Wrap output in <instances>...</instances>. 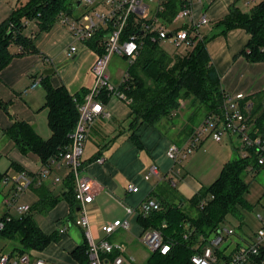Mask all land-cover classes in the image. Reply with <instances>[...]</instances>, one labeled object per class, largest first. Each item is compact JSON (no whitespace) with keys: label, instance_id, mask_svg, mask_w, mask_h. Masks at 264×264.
Here are the masks:
<instances>
[{"label":"crops","instance_id":"1","mask_svg":"<svg viewBox=\"0 0 264 264\" xmlns=\"http://www.w3.org/2000/svg\"><path fill=\"white\" fill-rule=\"evenodd\" d=\"M28 1L0 0V26L8 21L13 13L24 7ZM252 1L257 5L262 0ZM247 3L245 0H193V17L199 18L206 15L210 19L209 25L204 26L201 33L209 37L207 50L212 64L221 77L223 91L229 95L243 93L251 97L264 92V62L252 63L240 55L251 38L244 29L236 28L223 32L224 28L218 26V23L230 14L232 7L246 13L243 9L248 7ZM29 21L36 20L25 17L22 19L26 28ZM36 25L35 30H32L29 35L24 32V35L33 38V46L37 53L15 56L0 72V98L8 104L7 112L0 107V173H7L13 177L20 173V169L37 175L44 166L37 155L22 154L14 141L9 139L4 132L14 122L24 121L32 126L36 125L35 130L43 139L47 140L51 136L48 126V110L45 108L46 91L43 84L41 83L27 94H24V91L35 80L43 81L48 78L53 87L65 86L72 95L82 89L89 92L94 85L92 69L99 54L85 44H78V52L68 57L69 48L76 42L60 19L47 31H41L37 21ZM10 51L18 54L21 48L12 46ZM50 69L54 70L52 74L49 73ZM125 72L121 71L115 77L111 74L112 82L119 86ZM106 106L111 117L101 115L95 121L82 158L84 166L82 176L92 180L98 190L93 203L87 205L90 232L96 243L103 240L110 242L111 238L120 232H131L132 237L140 236L142 241L144 233L149 229L143 228L139 223L137 210L145 199L153 198L159 202L182 206L183 209L184 203L189 202L191 196L205 186L183 171L180 166L184 162L178 166L167 157V151L177 143L158 133L157 126L140 127L137 134L140 136L143 148L136 146L131 138L134 129H132L133 117L129 103L118 97L110 96ZM187 115L181 112L175 118L178 121L174 119L168 123L161 122L158 126L173 132L178 131L181 135L189 125ZM190 136L187 132L184 139L185 146ZM231 141L233 142L234 139ZM203 142L204 140L201 144ZM178 147L183 148L184 146ZM234 148L238 150L235 146ZM206 152L204 151V154ZM210 152L209 150V154ZM214 156L213 166L202 175L203 177L210 173L218 174L219 170L228 163H223L221 148L215 150ZM99 158H103L105 162L97 163L96 160ZM13 163L17 167L12 166ZM153 166L158 167V175L146 180L145 177ZM177 168L181 170L179 175L175 173ZM69 175L70 168L53 166L49 177L42 178L43 184L31 187L19 200L20 204L35 206L40 200L36 189L41 186L61 197L48 213L35 212L34 214L40 229L47 235L57 234L58 239L43 251L25 253L24 255H28L30 264H34L40 258L54 264H86L73 256L78 247L87 243L89 245V241L86 230L75 224L81 213L78 211L79 207L74 212L68 200L72 191L71 186H67ZM56 177L61 179L60 182L55 183ZM129 184L138 187L139 191L130 192ZM12 188L10 184L0 185V193L3 195L0 201V220L8 215L15 218L20 217L15 209H9L4 204ZM127 208H132L134 211L128 213ZM118 220L127 221L129 229L120 228L113 235L107 236L102 231V227ZM9 245L10 241L0 239V256L11 255V262H13L18 258L15 250L19 244L13 245V249L6 251Z\"/></svg>","mask_w":264,"mask_h":264},{"label":"trees","instance_id":"2","mask_svg":"<svg viewBox=\"0 0 264 264\" xmlns=\"http://www.w3.org/2000/svg\"><path fill=\"white\" fill-rule=\"evenodd\" d=\"M78 1L29 0L24 7L13 13L8 21L0 26V72L15 56L37 53L33 46V38L24 35L26 28L22 23L24 17L36 20L40 30L47 31L60 19L61 14L73 16ZM178 10L179 0H170L163 17L170 20ZM218 26L224 28L223 32L236 28L244 29L251 38L240 55L252 63L264 62V0L249 14L232 7L230 14L220 21ZM134 30L135 27L131 22L125 36ZM102 36L99 31L94 39L87 42V45L99 54L103 52L100 45ZM208 40V36H203L202 40H195V46L187 52L176 51L174 54L167 53L161 46L162 42L147 41L137 61L129 65L120 83L119 91L131 101L132 129H134L131 138L138 148H143V143L137 134L142 126H156L163 119L173 121L185 109L199 110L200 107H204L205 117L221 111L226 93L222 89L221 77L208 53ZM12 46L20 47L21 52L13 54L10 51ZM42 84L46 91L45 108L48 110L50 138L43 139L32 125L24 121L14 122L4 133L14 141L22 154L37 155L44 165L71 145V135L79 119L78 104L84 101L88 91L82 89L72 95L65 86L53 87L48 78L43 80ZM248 98L258 104L252 110L251 118L255 122L256 129L263 132L264 92ZM109 99L110 96L105 93L104 103L106 104ZM0 107L8 111V104L1 98ZM196 113L188 116L189 125H192L189 135H192L194 129L201 124L192 123ZM253 163L255 157L234 159L226 163L219 177L189 200L198 212L197 217L187 214L182 206L159 201L160 210L147 218L139 216L138 220L143 228L161 229L165 240L172 244L168 255L152 253L146 264H192L194 246L200 235L208 236L230 216L244 220L241 210L247 209L252 212L255 207L249 199L250 187L254 179L250 182L245 180L246 175H254L247 170ZM12 166L17 167L15 163ZM23 171L20 169V172ZM7 176H9L7 173H0V185ZM67 178V186H71L72 190L71 196L67 198L75 212L79 206L75 199L74 178L71 173ZM36 191L40 196L39 202L31 207L27 214L6 221L4 228L0 230L1 240L19 242V247L15 250L17 256L30 251H43L58 239L57 234L47 235L40 229L34 214L48 213L61 197L54 195L43 186ZM164 223L167 225L166 228L162 227ZM189 231H194V234L192 233L189 240H185L184 234ZM88 251L87 243L78 247L73 256L81 263L88 264ZM116 256L117 254L114 253L109 257L112 259Z\"/></svg>","mask_w":264,"mask_h":264},{"label":"built area","instance_id":"3","mask_svg":"<svg viewBox=\"0 0 264 264\" xmlns=\"http://www.w3.org/2000/svg\"><path fill=\"white\" fill-rule=\"evenodd\" d=\"M84 11L78 15L61 14L60 22L66 26L75 38L76 44L68 51V57L78 52V44H85L94 39L100 31L102 38L100 45L103 49L93 66L94 76L93 88L87 93L84 101L78 104L79 119L71 135V145L64 151H60L54 158L44 164L43 169L37 175L28 172H20L16 177L7 176L4 184L13 186L12 192L4 200L9 209H15L19 216L27 214L31 206L20 204L21 196L35 185H42L43 179L49 177L52 167H68L74 178L75 199L79 206L81 216L75 221L77 226L86 230L89 241L88 264H124L127 246L122 243H110L103 240L100 243L94 242L90 232L87 205L93 203L98 190L94 182L82 176L84 170L82 158L85 146L89 138L90 130L101 115L111 117L107 111L103 96L118 97L125 102H131L122 94L118 86L112 82L109 64L113 56L124 58L129 65L135 63L140 56L141 50L149 42H169L176 48L185 46L187 49L195 46V40H202L201 29L209 25L210 19L206 15L199 18L193 17V0H179V10L176 15L169 19L163 17L167 11V4L170 0H79ZM249 3V2H248ZM103 8V10H100ZM133 23L135 30L126 35L130 23ZM124 78V77H123ZM123 80V79H122ZM42 83L37 79L24 91L27 94ZM130 104V103H129ZM255 108V102L243 93L235 95L226 94L224 105L219 113L209 114L201 124L196 127L183 148L173 145L167 151V157L174 164H181L189 155L197 150L206 137H211L215 142H222L227 134L231 139L237 137L241 141V155L243 159L255 157V163L247 168L249 172L258 175L264 172V131L259 132L255 127L251 112ZM97 163H104L103 158L96 160ZM181 172L180 168L175 170L176 175ZM158 175V167L153 166L146 180ZM56 177L55 183L60 182ZM175 186V183H173ZM128 190L137 193L139 188L133 184L128 185ZM161 209V204L153 199H145L139 206V216L149 217L152 213ZM134 209L127 208L128 213ZM0 220V230L4 223L10 221L12 216L8 215ZM257 227L255 230L244 231L241 237L242 245L237 244L231 248V243L221 248V245L236 234L230 228L219 226L208 236H199L194 246L195 253L191 257L192 264H264V215L257 214ZM163 228L167 225L164 223ZM120 228L129 229V223L118 220L108 223L102 227V231L111 236ZM195 231V230H194ZM194 231L184 234V239L189 240ZM62 233L64 232L61 231ZM194 234V233H193ZM143 244L151 253L168 255L171 252L172 244L165 240L161 229L151 228L147 230L142 238ZM116 253L115 258L109 256ZM17 260L11 262L12 256L4 254L0 256V264H30L28 255L17 256ZM34 264H54L42 258Z\"/></svg>","mask_w":264,"mask_h":264},{"label":"rangeland","instance_id":"4","mask_svg":"<svg viewBox=\"0 0 264 264\" xmlns=\"http://www.w3.org/2000/svg\"><path fill=\"white\" fill-rule=\"evenodd\" d=\"M77 1V0H75ZM261 1V0H260ZM247 3V6L244 11L246 13H251L252 10L255 8V2L252 0H245ZM100 10H103V8H100ZM84 8L79 7L76 8L74 14L78 15L79 13L83 12ZM37 28L36 21L32 22L29 21L28 27L25 28L24 32L29 35L32 30H35ZM161 46L163 49L169 53V54H174L176 51H179L181 53L187 52V48L185 46L181 48H176L173 45H171L169 42H162ZM129 67L128 62L119 56H113L110 64H109V71L110 73L115 77L117 74L119 75L122 72L127 71ZM126 74V72H125ZM122 81V79H121ZM120 81V82H121ZM118 86V85H116ZM120 86V84H119ZM118 86V89H119ZM124 94V93H122ZM125 95V94H124ZM126 96V95H125ZM127 97V96H126ZM130 103V102H129ZM185 105V103L183 104ZM258 104H255V108ZM197 112L196 115L194 116L193 124H199L200 121H203L205 118V112L206 109L204 107H200L199 110L198 108L196 109H185L184 114H190ZM174 121H178V119H175ZM161 122H170L167 119H163ZM161 122L159 124H161ZM156 130L158 133L163 134L164 136H167L170 140L174 141V143H177L178 146H185L184 144V139L187 135V132H189L190 127L192 126L191 124L187 127L186 131L183 134H178V131L173 132L172 130L169 129H162L160 126H158ZM234 141L232 142L230 137L225 134L223 137V142L222 143H217L215 142L211 137H205L203 140L204 142L201 144L200 148L195 150L191 155H189L188 159L184 161V164L180 166L184 172L189 173L192 177H194L197 181L202 183L205 187H209L220 175L221 170H219L218 174H213L210 173L206 177H203L202 175L207 173L210 168L213 166V161H215V150L218 148L222 149V156L223 158V163L232 161L234 159H239L240 157V145L241 141L237 137H233ZM203 146V147H202ZM234 146L237 149L234 148ZM209 150L211 151L209 154ZM204 151H207L204 154ZM209 154V155H208ZM4 171V170H3ZM13 177V176H10ZM245 180L247 182H250L254 179V181L251 183L250 187V194H249V199L250 202L253 204L254 210L250 212V210L247 209H242V215H244V220H241L239 218H232L231 216L227 218V221L221 224V228H230L235 230L236 234L233 236H230L227 241H225L222 245L221 248L227 247L231 243V248H235L237 244L242 245L243 243L241 242V237L244 231L251 229L255 230L257 227V220L256 215L257 214H262L264 215V172L258 174V175H246ZM186 195V194H185ZM194 195V194H193ZM191 196V198L193 197ZM3 195L0 193V201L2 200ZM190 198V199H191ZM260 201V202H259ZM1 203V202H0ZM260 203V204H259ZM1 208V207H0ZM183 210L193 216L197 217L198 212L197 210L192 207V205L186 201L183 206ZM244 223V224H242ZM246 225V226H245ZM112 244L114 243H122L127 246V254L124 256L126 263L125 264H146L147 260L151 256V251L143 244V242L140 239V236H134L132 237V233L130 232H120L113 236L110 240ZM19 244L18 241H11L10 245L6 248V251L9 249H13V245Z\"/></svg>","mask_w":264,"mask_h":264},{"label":"water","instance_id":"5","mask_svg":"<svg viewBox=\"0 0 264 264\" xmlns=\"http://www.w3.org/2000/svg\"><path fill=\"white\" fill-rule=\"evenodd\" d=\"M80 6H81V2L78 1L77 5H76V8H79ZM49 71H50L49 73L52 74L54 70L53 69H50ZM46 75H47V73H46ZM32 127H33V129H36V125H34ZM78 211H80L79 208H78Z\"/></svg>","mask_w":264,"mask_h":264}]
</instances>
